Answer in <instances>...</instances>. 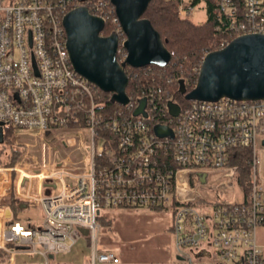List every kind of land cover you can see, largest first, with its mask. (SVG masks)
<instances>
[{
	"label": "built area",
	"instance_id": "obj_1",
	"mask_svg": "<svg viewBox=\"0 0 264 264\" xmlns=\"http://www.w3.org/2000/svg\"><path fill=\"white\" fill-rule=\"evenodd\" d=\"M79 6L105 22L101 35L109 26L118 38L117 61L123 62L126 37L109 0H0L3 138L7 129L11 141L36 135L66 149L53 163L24 168L33 157L28 148L35 149L24 144L20 160L0 165V264H73L56 257L84 237V264H120L115 252L97 244V218L105 209L171 212L178 257L173 264H264L257 242L264 227V100L178 103L166 66H145L127 76V102L107 109L100 90L73 70L66 49L62 20ZM195 8L189 0L176 3L180 18L191 17ZM214 12L221 37L213 51L239 36L264 35V0H215ZM204 56L192 68L196 77ZM156 125L172 136L156 135ZM242 163L249 168L246 192L238 179ZM46 180L53 187L49 194L42 192ZM205 189L232 199L210 200ZM12 202L39 208V223L19 224ZM203 247L205 257L188 252Z\"/></svg>",
	"mask_w": 264,
	"mask_h": 264
},
{
	"label": "water",
	"instance_id": "obj_2",
	"mask_svg": "<svg viewBox=\"0 0 264 264\" xmlns=\"http://www.w3.org/2000/svg\"><path fill=\"white\" fill-rule=\"evenodd\" d=\"M126 37L123 47L125 60L117 61L118 38L101 35L105 22L92 15L84 6L68 11L62 20L66 34V49L73 70L94 84L100 91L110 93V101L124 105L128 78L125 67H165L171 61L159 34L143 18L151 0H109ZM179 93L184 94L182 82ZM192 100H264V35L248 34L232 39L223 49L207 53L200 67L194 89L187 95ZM144 102L141 101L135 114ZM170 112L178 107L170 103ZM156 135L172 136L167 127H153ZM48 135V133H46ZM4 141L0 124V144ZM264 145V141H263ZM85 236L86 229H80Z\"/></svg>",
	"mask_w": 264,
	"mask_h": 264
},
{
	"label": "trees",
	"instance_id": "obj_3",
	"mask_svg": "<svg viewBox=\"0 0 264 264\" xmlns=\"http://www.w3.org/2000/svg\"><path fill=\"white\" fill-rule=\"evenodd\" d=\"M178 0H151L143 14V18L157 31L164 47L171 54L170 63L164 68V72L172 74L174 78V98L178 103H187L192 100L187 95L194 89L197 77L192 68L201 58L214 50L221 37V33L215 29L218 15L214 12L215 0H189L194 6H203L205 20L194 22L191 17L180 18L177 15L176 3ZM107 25L103 35L110 34ZM157 69L156 66H151ZM126 75L134 71L133 68L125 67ZM178 80H181L184 94L179 93ZM100 98L104 101L107 109L118 107L112 103L109 94L100 91ZM11 132L4 129V143L0 146V165L13 164L24 151L23 146L14 145L11 142ZM239 183L247 190L249 168L242 163L239 170ZM13 204V203H11ZM13 208V206H11Z\"/></svg>",
	"mask_w": 264,
	"mask_h": 264
},
{
	"label": "rangeland",
	"instance_id": "obj_4",
	"mask_svg": "<svg viewBox=\"0 0 264 264\" xmlns=\"http://www.w3.org/2000/svg\"><path fill=\"white\" fill-rule=\"evenodd\" d=\"M205 18L206 16L203 6H197L191 15L192 21L203 22ZM60 132L58 134H60ZM25 138V136H18L11 142L13 143L14 141V145L24 147V143L26 142ZM54 140L50 141V146H57L58 149L61 148V152L63 150L66 152V149H64L62 145L60 146L59 142ZM32 142L37 144V146L39 147L38 149L40 150L39 154L43 155V152L47 148L46 145L38 141L37 138H31L30 143ZM68 151L71 153V155H73L71 150ZM24 152L25 151H23L22 153ZM20 157L21 156H19L16 161L20 160ZM260 173L262 180H264V151L260 154ZM216 181L218 182L219 179L216 178ZM217 182L214 183L216 184ZM237 194L238 193L236 192L235 198H237ZM204 195L210 200L214 199L215 197H217L219 200L232 199L231 194H228L226 192L222 193L220 191L210 193L209 191H207V189L204 190ZM12 203V215L14 219L19 222V224H21L25 228H29L30 225L39 223L41 217L39 208L31 206L20 207L15 202ZM134 222L135 220L132 215L123 214L113 220L112 229H102L103 234L109 239V241H111L112 244L127 249L131 248L130 250L134 254H136L137 260H134L131 264H161L162 262L166 261L167 252H172L174 257V253L176 252L175 248L172 245L167 248L166 239L161 233H155L154 231H150L147 227H136L133 225ZM88 256L89 250L86 247V241L82 239L76 243V245L73 247L69 254L59 255L56 257V260L66 263L83 264Z\"/></svg>",
	"mask_w": 264,
	"mask_h": 264
},
{
	"label": "crops",
	"instance_id": "obj_5",
	"mask_svg": "<svg viewBox=\"0 0 264 264\" xmlns=\"http://www.w3.org/2000/svg\"><path fill=\"white\" fill-rule=\"evenodd\" d=\"M26 142L24 144H35L34 142L30 143L31 138L38 139L40 142H44L46 145V150L43 152V155L39 154L40 150L37 144H35V149L28 148V152L33 155L32 160L24 162V168H33L39 165H42L44 162L53 163L58 156H60L62 153L60 152L61 149H58L57 146H50L49 140H43L41 137L36 135H30L25 136ZM28 139V140H27ZM264 151V145L262 152ZM39 154V155H38ZM45 154V155H44ZM30 155V156H31ZM34 162V163H33ZM36 163V164H35ZM35 164V166H34ZM261 174V173H260ZM264 182V180H263ZM53 187L49 180H46L42 187L43 194H49L52 191ZM127 214L132 215L135 222L133 223L136 227H147L148 230L154 231L155 233H161L164 238L166 239V246L167 248L169 246H174V237L171 232V223H172V215L171 212L166 210H132V209H105L102 210L97 218L98 224H99V231L97 235V244L100 248L105 250H111L115 252L119 259L120 264H131L134 260H137L136 254H134L130 249L131 248H124L120 246H115L114 244L109 241V239L103 234L102 229L104 228H113V220L116 219V217H119L120 215ZM132 224V223H131ZM109 225V226H108ZM132 226V225H131ZM82 240V239H81ZM84 241H86V247L89 250L88 241L87 238H83ZM257 242L260 248L262 249V253L264 256V227H260L257 231ZM176 251V249H175ZM189 254H191L193 257L203 256L207 255V248L203 247V249L199 250H188ZM195 255H194V254ZM167 258L165 262H162L161 264H173L178 259L177 252L174 253V257L172 252H167ZM89 257H87L86 263L88 261ZM83 263V264H84Z\"/></svg>",
	"mask_w": 264,
	"mask_h": 264
}]
</instances>
